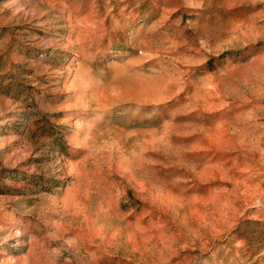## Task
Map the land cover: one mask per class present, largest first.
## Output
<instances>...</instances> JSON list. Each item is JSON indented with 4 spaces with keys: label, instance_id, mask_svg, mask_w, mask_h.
Listing matches in <instances>:
<instances>
[{
    "label": "rangeland",
    "instance_id": "rangeland-1",
    "mask_svg": "<svg viewBox=\"0 0 264 264\" xmlns=\"http://www.w3.org/2000/svg\"><path fill=\"white\" fill-rule=\"evenodd\" d=\"M0 264H264V0H0Z\"/></svg>",
    "mask_w": 264,
    "mask_h": 264
}]
</instances>
